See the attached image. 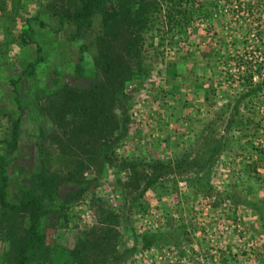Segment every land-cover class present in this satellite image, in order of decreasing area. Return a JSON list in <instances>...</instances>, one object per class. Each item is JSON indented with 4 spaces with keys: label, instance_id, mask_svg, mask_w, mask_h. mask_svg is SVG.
Returning <instances> with one entry per match:
<instances>
[{
    "label": "trees",
    "instance_id": "obj_1",
    "mask_svg": "<svg viewBox=\"0 0 264 264\" xmlns=\"http://www.w3.org/2000/svg\"><path fill=\"white\" fill-rule=\"evenodd\" d=\"M19 1L0 0V16L9 13V18L14 21L15 7L25 5ZM42 1L40 4L50 10L56 26L40 18L39 9L25 16V24L19 28L17 36L20 45L34 46V57L15 60L18 73L8 77L9 87L3 88L10 93L14 108L8 128L0 137V264H31L34 261L49 264L56 250L61 255L60 264H68L69 258L74 264L129 261L137 240L133 239L128 247L123 246L121 233L115 225L120 222L123 229L130 228L132 215L148 209L152 213L159 211L163 226L158 232L142 233L143 246L166 245L182 251L186 222L182 218H173V213L179 215L181 206L178 205L182 203L185 209L197 205L198 211L205 201L218 205L220 200L209 183V169H214L213 160L218 153L232 143L231 130H239L247 123L246 117L237 115L238 105L246 109L247 102L264 97V0ZM233 1L235 6L224 13L223 7L232 5ZM225 15H229L226 20ZM190 22L195 23L201 38L210 30L212 44L200 51L199 59H190V62L210 67L204 69L208 80L203 91L205 101L210 97L215 99L220 93L226 96L213 113L219 119L220 115H226L225 134L205 139L200 152L196 147L187 146L178 155L167 158L151 156L150 151L142 150L145 146H139L133 156L118 159L114 167L117 173H124L115 178L122 195L119 203L112 206L96 197L97 224L83 230L72 248L59 246L61 248L56 249V245L49 242L52 239L50 229L43 224L45 212L49 211L46 203L54 200L62 184L70 185L64 188L62 202L66 205L73 201L92 181V178L81 176L83 167L93 165L101 170L104 162L108 164L112 160L115 145L128 133L125 84L133 79L141 80L148 73L147 64L150 63L145 59V40L155 49L163 38L159 36L160 32L183 33ZM200 24L204 28L198 27ZM223 26L226 30L221 33L219 30ZM59 30L66 32L64 39H57ZM47 31L56 39L55 44L49 45L53 38ZM65 41L68 46L77 48L74 73L82 74L81 62L87 55L95 73L85 86H72L62 81L36 97V109L53 127L48 132L38 127L37 168L26 178L11 179L8 166L17 147L19 123L26 104L19 96L17 83L21 75L33 77L42 68L48 73L45 67L50 66V56L59 53L58 47ZM156 53L157 56L161 54L159 50ZM188 70L189 74L194 73V69ZM57 71L53 68L48 73L54 82L58 79ZM193 79L196 82V75ZM222 84L225 88H221ZM2 109L0 107V111ZM247 145L258 159L263 157L261 148ZM59 157L66 158V167L57 166L56 158ZM238 167L240 171L236 178L244 175L246 170L255 169L254 164L251 166L245 160L240 161ZM177 179L189 190L183 200L177 197L176 188L170 190L176 187ZM228 197L234 201L230 193ZM248 203L255 205L251 201ZM169 221L171 225L173 222L177 225L171 227L173 233ZM49 225L52 228L56 224L50 222ZM65 251L72 256H66Z\"/></svg>",
    "mask_w": 264,
    "mask_h": 264
},
{
    "label": "rangeland",
    "instance_id": "obj_2",
    "mask_svg": "<svg viewBox=\"0 0 264 264\" xmlns=\"http://www.w3.org/2000/svg\"><path fill=\"white\" fill-rule=\"evenodd\" d=\"M42 2V0H20L18 3L25 5L15 7L14 21L9 18V13L0 16V107L6 109L0 111V137L8 128L12 117L10 114L14 108L10 93L8 94L3 88L9 87L8 77L18 73L19 67L16 66L15 60L24 61L34 57V46L20 45L17 36L19 28L25 24V16L39 9L38 16L48 20L52 26H56V20L50 17V10H45L40 4ZM231 6H235L234 1L232 5L224 6L222 11L225 13ZM229 15H225L224 19L229 18ZM195 26V23L190 22V25L183 29V33L176 32L173 35L170 32L164 34L160 32L159 36L163 38H160L161 41L155 49L149 47L145 40V59L150 63L147 64L148 73L141 80L133 79L125 84L128 90L126 102L129 116L128 133L115 145L112 160H109L108 164L104 162L101 170L93 165L83 167L81 176L92 178V181L73 201L66 205L62 202L64 188L70 186L62 184L54 200L46 203L49 211L45 212L43 224L50 229L52 239L49 242L51 245L55 244L56 249L72 248L83 230L97 224L99 219L95 208L96 197L112 206L119 203L122 195L115 184V178L124 173L118 172V174L114 167L118 159L133 156L138 152L139 146H145L142 150L150 151L151 156L173 158L187 146L196 147L198 151L202 148L205 139L225 134L223 123L226 115H220L219 119L213 113L216 106L224 102L226 96L220 93L215 99L210 97L205 101L203 91L207 88L208 80L204 69L210 67L204 63L190 62V59H199L198 55L212 44L210 30L208 33H203L204 38H201ZM199 26L204 28L203 24ZM225 30L223 26L219 31L224 33ZM47 32L53 38L52 33ZM65 33L64 30H59L57 39H64ZM35 38L40 41L39 38ZM55 42L57 41L53 38L49 45ZM67 44L68 41H65L58 47L59 53L55 52L50 58L48 57L50 66L45 67L48 73L50 69H58L57 82H54L42 68L38 69L33 77L21 75L17 83L19 96L26 104L19 123L17 147L8 166L11 179L26 178L28 173L37 168L38 127H42L45 132L53 127L49 119L36 109V97H39L41 92L53 89L54 85L62 81L72 86H85L95 73L88 55L81 62L82 74L74 73L78 52L76 46ZM158 50L161 54L157 56ZM39 66L40 64L37 65L38 68ZM189 68L194 69L193 74H189ZM195 75L196 82L193 79ZM172 82L175 84L174 87ZM221 88H225L223 84ZM238 110L237 115L246 117L247 123L239 130H231L232 143L218 153L213 160L214 169L212 167L209 169V183L214 189L213 194L220 200L218 205L214 206L209 201H205L201 211H198L197 205L188 209H185L184 203L178 205L181 206L180 213L179 215L173 213V218L178 220L182 218V221L186 222L180 252L166 245L143 246L142 233L158 232L162 229L163 223L159 211L152 213L148 209L141 214L132 215L130 228L123 229L122 223H117L115 228L121 233L123 246L128 247L133 239L137 240L134 252L129 255V261L124 260L119 264H224V261L225 264H264V168L262 167V163L264 165V97L247 102L246 109L238 105ZM247 144L261 148L263 157L258 159L256 153L250 150ZM53 152L55 153V150ZM238 160L242 162L245 160L251 166L254 164L255 169L246 170L244 175L239 177L240 179L236 178V174L240 171ZM98 161L99 164H103L102 160ZM56 162L57 166L63 168L68 165L66 158H56ZM177 180L176 187H171L170 190L176 188L179 192L177 197L183 200L189 190H186L179 179ZM229 193L234 201L228 197ZM170 198L169 194V206ZM239 199H242V202H239ZM250 201L255 205L251 206L248 203ZM50 222H55L56 225L50 228ZM169 222L170 228L177 226L174 222L172 225L171 221ZM171 230L173 233L172 228ZM65 254L72 256L66 251ZM60 256L58 250L53 252L49 264H60ZM31 264H45V262L34 261ZM68 264H74L73 260L69 258Z\"/></svg>",
    "mask_w": 264,
    "mask_h": 264
}]
</instances>
